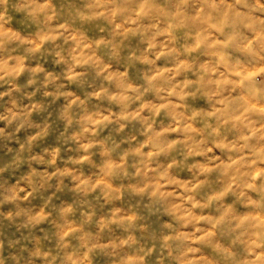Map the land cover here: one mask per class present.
Returning <instances> with one entry per match:
<instances>
[{
  "label": "clouds",
  "instance_id": "clouds-1",
  "mask_svg": "<svg viewBox=\"0 0 264 264\" xmlns=\"http://www.w3.org/2000/svg\"><path fill=\"white\" fill-rule=\"evenodd\" d=\"M0 264H264V0H0Z\"/></svg>",
  "mask_w": 264,
  "mask_h": 264
}]
</instances>
